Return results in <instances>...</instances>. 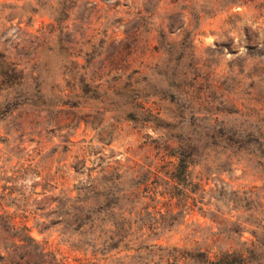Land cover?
<instances>
[{
    "label": "rangeland",
    "instance_id": "1",
    "mask_svg": "<svg viewBox=\"0 0 264 264\" xmlns=\"http://www.w3.org/2000/svg\"><path fill=\"white\" fill-rule=\"evenodd\" d=\"M0 264H264V0H0Z\"/></svg>",
    "mask_w": 264,
    "mask_h": 264
},
{
    "label": "trees",
    "instance_id": "2",
    "mask_svg": "<svg viewBox=\"0 0 264 264\" xmlns=\"http://www.w3.org/2000/svg\"><path fill=\"white\" fill-rule=\"evenodd\" d=\"M211 138H213V135H210ZM230 139V137H229ZM180 140V144H179V149H178V157H179V163L183 164L184 166H186L189 162L192 161V159H190L189 157V153L185 150L187 149H194L196 144L195 143H191L189 141H185V139L181 138ZM246 140L245 136H241L239 141L240 142H244ZM260 243H263V241L260 240ZM155 246L157 247H161L162 245L160 244H156ZM175 248V247H172ZM186 253L187 256L190 257H196L199 258L201 260H209V255L202 250H197V249H188V248H184L183 249ZM229 254L228 251L223 252L221 251V253H218V256L216 257L218 260L222 259L223 257L227 256Z\"/></svg>",
    "mask_w": 264,
    "mask_h": 264
}]
</instances>
